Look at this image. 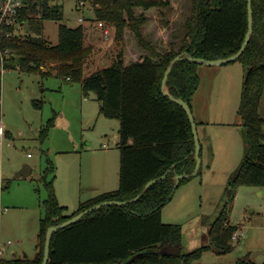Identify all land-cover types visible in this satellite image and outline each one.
<instances>
[{"label":"trees","instance_id":"1","mask_svg":"<svg viewBox=\"0 0 264 264\" xmlns=\"http://www.w3.org/2000/svg\"><path fill=\"white\" fill-rule=\"evenodd\" d=\"M37 1L42 2L39 8ZM82 1L89 3L98 20L115 23V37L122 41V48L112 63L84 75V63L92 46L84 42L82 24L71 26L62 21L56 44L47 43L41 35L8 38L5 43L16 53L13 67L19 65L20 70L48 75L53 69L41 65L55 61L54 73L79 81L85 94L95 91L100 112L119 119V186L90 197L75 212L67 213V206L57 199L54 177L45 181L48 196L41 201L45 213L39 222L37 252L33 256H1L0 264H41L50 225L98 202L128 200L139 193L142 195L135 201L102 205L54 231L47 264H124L135 253L137 256L129 264H258L250 255L235 263L198 262L196 259L206 246L185 251L182 224L166 222L162 217V208L176 188L193 177L181 178L175 188L176 175L191 173L196 164L192 124L185 108L164 93L165 71L180 53L215 59L237 52L248 30V0H191L185 36L178 44L172 39L165 48L157 44L159 37L155 34L147 35L145 26L151 10L158 9L163 15L173 0H78V3L81 5ZM252 7L253 31L245 50L236 58L245 67L238 108L245 152L238 170L228 179L227 190L231 194L241 184L264 186V115L259 112L264 92V0H252ZM46 17L63 19L62 4L29 0V6L19 14L21 21ZM156 19L159 21V16ZM128 29L142 51L141 57L130 61L125 57ZM198 66L199 62L184 56L173 64L166 80L167 91L188 101L191 107L201 82ZM55 118L51 117L41 130L43 138L55 124ZM201 173L202 163L195 176ZM162 174L163 178L145 188L150 179ZM228 219L225 205L209 228L213 244L223 251L233 247L231 238L238 229Z\"/></svg>","mask_w":264,"mask_h":264},{"label":"rangeland","instance_id":"2","mask_svg":"<svg viewBox=\"0 0 264 264\" xmlns=\"http://www.w3.org/2000/svg\"><path fill=\"white\" fill-rule=\"evenodd\" d=\"M175 1L177 3L167 7L163 15L158 9L149 12L145 26L147 35L161 36L164 29L161 28L166 27L169 43L173 39L178 44L183 39L185 19L192 3L191 0ZM59 2L63 19H28L20 32L41 35L47 43L56 44L62 21L71 26L82 24L91 34L84 38L85 42L108 46L101 59L94 53L86 58L84 75L103 67L104 59L112 63L122 48V41L115 37V23L103 20L104 26H100L88 2L81 7L78 0ZM154 14L159 16V21ZM105 28L110 31L108 36L104 34ZM125 42L128 44L127 61L141 57V48L129 29ZM157 44L165 48L158 41ZM53 65L55 61L44 64L45 69H53L48 75L17 68L4 73L2 119L8 133L1 148L2 256L25 253L33 256L37 252L39 222L45 213L41 201L48 196L45 181L54 177L57 199L67 206V213L75 212L81 202L105 189L119 186V119L101 113L95 91L85 94L79 81L57 75ZM198 70L202 84L196 98L211 123L205 131L210 141L209 151L205 152L201 175L179 185L163 206V220L182 224L185 251L206 246L196 259L198 262L235 263L240 257L250 255L260 264L264 262V186L241 184L233 194L227 190L228 179L238 170L245 152L243 125L238 113L245 67L235 59L223 64L199 63ZM259 112L264 115V92ZM194 114L199 119V112ZM53 116L55 124L43 138L41 130ZM227 120L228 123H221ZM24 163L31 165L30 174L16 176ZM225 205L229 222L237 225L240 233L231 238L233 247L228 251L213 244L209 234L210 224Z\"/></svg>","mask_w":264,"mask_h":264},{"label":"water","instance_id":"3","mask_svg":"<svg viewBox=\"0 0 264 264\" xmlns=\"http://www.w3.org/2000/svg\"><path fill=\"white\" fill-rule=\"evenodd\" d=\"M253 25H254V17H253V7H252V0H248V30L245 36V39L241 45V47L239 48V50L237 52H235L234 54L230 55V56H226V57H219V58H215V59H204L201 57H196L193 56L191 54H187V53H180L178 55H176L170 62L169 66L167 67L163 80H162V88L165 94H168L171 96L172 99H174L175 101H177L178 103H180L186 110L189 119L191 121L192 124V131H193V135H194V141H195V157H196V164H195V168L191 173H180L176 175V182H175V188L178 186V183L180 181L181 178L183 177H190V176H195L198 173V170L200 169L201 163H202V156L200 155L201 153V141H200V137H199V132H198V127H197V121L195 119L193 110L191 105L189 104L188 101L180 98V97H176L171 95L168 91H167V87H166V80L167 77L173 67V64L178 61L179 59H181L182 57H187L188 59L192 60V61H196L199 63H209V64H223V63H227L230 62L232 60H235L239 55L242 54V52L245 50L249 40H250V36L251 33L253 31ZM32 170V167L30 164L28 163H24L23 167L16 173V176H20V175H28L30 174ZM165 176V174H162L158 177L152 178L150 179L146 185L145 188H148L152 183H154L155 181H157L160 178H163ZM142 195V193L137 194L136 196L128 199V200H117V199H108V200H104L101 202H98L84 210H81L79 212H77L76 214L72 215L71 217L63 220L60 223L57 224H52L47 228L46 231V239H45V246H44V253H43V259L41 264H47L49 261V257H50V244H51V237L54 231H56L57 229H59L60 227L69 225L77 220H79L80 218H82L85 213H87L88 211L101 207L102 205H106V204H110V203H117V204H125L128 201H135L137 199L140 198V196ZM138 253L133 254L131 257H129L124 264H129L131 261H133L135 259V257L137 256ZM25 256H28V254H24Z\"/></svg>","mask_w":264,"mask_h":264},{"label":"built area","instance_id":"4","mask_svg":"<svg viewBox=\"0 0 264 264\" xmlns=\"http://www.w3.org/2000/svg\"><path fill=\"white\" fill-rule=\"evenodd\" d=\"M51 4L59 2V0H50ZM60 3V2H59ZM84 4L83 1L81 5ZM37 7L42 6L41 1H37ZM29 6V0H0V189L3 188V174L1 167V148L3 145V141L7 135V129L4 125L2 119V85H3V77L4 73L12 68L19 69V65H15L14 67L11 65L12 60L15 56V51L12 47L8 46L5 43V39L8 38H24L27 34L21 33L20 28L26 22V20H20L19 14L20 12ZM79 19H82L81 17ZM98 24L100 26H104L103 20H99ZM104 34L108 36L110 31L108 28L104 29ZM41 68L45 69L44 65H41ZM70 77H68L69 79ZM1 209V203H0ZM239 229H237L233 233V238L238 237ZM10 242V241H9ZM3 250L0 247V257L3 255Z\"/></svg>","mask_w":264,"mask_h":264},{"label":"crops","instance_id":"5","mask_svg":"<svg viewBox=\"0 0 264 264\" xmlns=\"http://www.w3.org/2000/svg\"><path fill=\"white\" fill-rule=\"evenodd\" d=\"M177 2L175 0H173V5H175ZM78 7H81L80 4H78ZM80 18V17H79ZM157 21V19H156ZM85 28V27H84ZM164 28V29H163ZM161 29H163V32H162V35L160 36V34H155L157 37H159L158 39V43H162L164 45V47H168L169 46V33H168V29L166 27H162ZM167 29V30H166ZM91 34L86 31L85 29V40L88 38V36H90ZM91 40H92V36L90 37ZM176 39V38H175ZM84 40V42H85ZM86 45H90L92 46V51L91 53L86 57L88 59V57L94 53L96 55V58H100L104 56V53L106 52V48L108 46H104V45H101L102 47H104V49H101V46L100 45H97L95 44L93 41H90V42H85ZM104 44V43H102ZM126 44V47H127V42H125ZM97 47V48H96ZM115 58V57H114ZM113 58V60H114ZM86 62V60H85ZM104 62H105V65H108L109 62L107 61V59H104ZM104 65V66H105ZM99 69V68H98ZM200 73V72H199ZM201 76V75H200ZM68 79V78H67ZM70 80V79H68ZM201 84H202V81L200 82V86L198 87L197 91L194 93L193 97H192V110H193V113L194 112H199V119H197V117L195 116V119L196 121L199 122V124L197 125L198 127V132H199V137H200V141L202 142V162L204 161V158H205V152L206 150L209 151V145H210V141H209V138L206 136V128L210 123V120H207L206 119V115H205V110H204V106H202L199 101L197 100L196 96H197V93H198V90L199 88L201 87ZM222 124L223 123H228V120L226 122H221ZM119 125H120V122H119ZM8 130V129H7ZM203 132V133H202ZM8 133V131H7ZM103 190V189H102ZM107 190V189H105ZM103 192V191H102ZM162 217H163V213H162ZM11 252L12 253H15V250L14 249H11ZM16 254V253H15ZM17 255V254H16ZM252 258V257H251ZM252 260H254L252 258ZM255 261V260H254ZM256 262V261H255ZM259 264V263H258ZM261 264V263H260Z\"/></svg>","mask_w":264,"mask_h":264}]
</instances>
